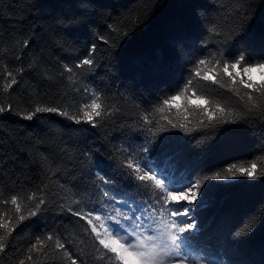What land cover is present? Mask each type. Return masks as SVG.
I'll use <instances>...</instances> for the list:
<instances>
[{
  "label": "trees",
  "instance_id": "1",
  "mask_svg": "<svg viewBox=\"0 0 264 264\" xmlns=\"http://www.w3.org/2000/svg\"><path fill=\"white\" fill-rule=\"evenodd\" d=\"M232 2L0 0V104L11 103L15 109L0 115V199L47 185L49 201L41 215L16 228L0 254V264H18L34 239L48 232L66 239L75 237V242L67 245L69 251L79 256L83 247L92 253L87 256L88 264H101L84 235L83 222L67 208L80 207L73 200H92V206H97L94 185L98 167L111 163L110 171L115 172L127 155L121 149L131 145L128 151H136L147 140L159 142L163 137L169 139L151 158L166 181L175 187L190 178L204 181V203L196 213L200 232L192 242L193 250L222 264H264V176L205 179L233 163L247 164L264 156V119L247 117L236 124L188 134L158 131L156 136L136 126L141 112L181 88L196 60L221 53L232 58L230 53L244 49L252 62L261 59L264 0H245L235 40L228 46L222 47L218 38L208 35L210 22L221 15L212 5ZM114 25L127 35L113 33ZM101 36L110 43L105 45ZM241 39L242 43L236 42ZM25 40L29 41L27 48L23 47ZM93 44L97 48L94 68L82 72L75 85L70 84L68 74L61 75L63 65H74ZM173 48L180 52L178 60L172 57ZM30 64L33 67L29 68ZM162 64L170 70L159 71ZM5 68L14 72L24 69L9 92L3 91ZM193 88L236 100L211 82L194 80ZM85 89L100 92L105 103L119 112L97 128L77 125L56 114H38L32 120L16 114L31 110L34 102L74 112L88 99ZM172 117L178 118L175 109ZM197 119L189 115V126ZM42 264L68 262L62 253H55Z\"/></svg>",
  "mask_w": 264,
  "mask_h": 264
},
{
  "label": "snow or ice",
  "instance_id": "2",
  "mask_svg": "<svg viewBox=\"0 0 264 264\" xmlns=\"http://www.w3.org/2000/svg\"><path fill=\"white\" fill-rule=\"evenodd\" d=\"M212 8L221 15L210 22L207 33L210 37L218 38L220 45L226 47L235 40L239 28L237 18L245 8V0H234L219 7L213 4ZM111 31L118 36L127 35L121 33L120 27L116 25L111 26ZM100 39L105 45L110 43L102 36ZM236 42L242 43L243 40ZM28 45L29 41L25 40L23 47L27 48ZM231 46L235 48V44ZM96 51V45L93 44L87 55L74 65L64 64L61 75L67 73L66 79L75 85L82 72L94 68ZM246 52L247 49L237 50L229 54L232 58H226L221 53L219 57L196 60L180 89L158 99L151 109L139 114L137 128L152 136H156L158 131L172 130L188 134L236 124L247 117L264 119V52L260 53L261 59L255 62L248 58ZM172 57L177 60L180 57V52L175 48ZM16 59L20 60V57ZM31 67L33 65L30 64ZM158 70L165 72L170 69L162 64ZM23 72V68H17L15 72L5 68L3 91L9 92L17 85V77ZM194 80L218 84L236 98L235 102L223 94L213 97L196 91L193 88ZM84 91L88 93V99L80 103L74 112L34 102L31 110L16 114L22 115L25 120H32L38 114H56L77 125L87 124L97 128L119 112L118 108L105 103L100 92ZM173 109L178 118L172 117ZM13 111L15 109L11 103L0 104V115ZM189 115L198 117L191 126ZM164 121L166 123H162ZM167 139L169 137H163L159 142L149 139L136 151H128L131 145L121 149V153L127 152V155L120 160L115 172L110 171L114 166L111 163L97 169L95 175L98 183L94 185L97 206H92V200L83 203L73 200L72 203L80 207L67 208L71 216L83 222L84 235L91 241L95 260L101 264H206L202 257L197 258L193 254L192 243L200 232L196 213L204 203L205 192L201 191L204 181L190 178L182 186L175 187L166 181L163 173L157 171L151 157L161 150ZM237 176H264V156L254 158L247 164L233 163L223 172L217 171L214 176L205 179L228 180ZM46 188L47 185H42L38 186L37 191L26 194L21 191L0 199V254L7 249L16 228L46 210L49 204ZM197 200L200 203H196ZM74 242L75 237L66 239L59 233L48 232L37 236L18 264H42L43 259L55 253H62V258L68 264H88L87 256L92 253L82 247L79 256L74 255L67 247Z\"/></svg>",
  "mask_w": 264,
  "mask_h": 264
},
{
  "label": "rangeland",
  "instance_id": "3",
  "mask_svg": "<svg viewBox=\"0 0 264 264\" xmlns=\"http://www.w3.org/2000/svg\"><path fill=\"white\" fill-rule=\"evenodd\" d=\"M256 78H257V80H258V74H257ZM181 103H182V101H181ZM193 254H194L197 258H201V257H202V258L204 259V261L206 262V264H222V263L219 262V261H210V260H207V259H205L203 256H201L200 254L196 253L194 250H193Z\"/></svg>",
  "mask_w": 264,
  "mask_h": 264
}]
</instances>
